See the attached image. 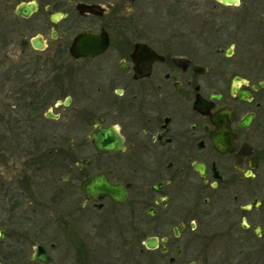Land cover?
I'll use <instances>...</instances> for the list:
<instances>
[{
	"label": "flooded vegetation",
	"instance_id": "obj_1",
	"mask_svg": "<svg viewBox=\"0 0 264 264\" xmlns=\"http://www.w3.org/2000/svg\"><path fill=\"white\" fill-rule=\"evenodd\" d=\"M153 2L0 0V264H264V0Z\"/></svg>",
	"mask_w": 264,
	"mask_h": 264
},
{
	"label": "rangeland",
	"instance_id": "obj_2",
	"mask_svg": "<svg viewBox=\"0 0 264 264\" xmlns=\"http://www.w3.org/2000/svg\"><path fill=\"white\" fill-rule=\"evenodd\" d=\"M2 1V0H1ZM106 2V1H105ZM127 3L130 2V0H126ZM15 5V4H14ZM161 4H154L153 0H136V3L134 4L135 9H137V12L139 13L140 19L139 22L142 25L141 27L144 28H148L149 25H151V23L154 22H162V21H169V18L165 16L164 12H165V8L167 7V5ZM219 8H222L223 6H217ZM216 7V8H217ZM242 7V6H241ZM228 9V8H226ZM165 17V18H164ZM221 20H225V17H222ZM187 22H191L190 20ZM196 22V21H194ZM34 33L33 31H27L23 34H19V33H13L12 36L15 37V39H21L22 37L24 38V40H28L29 36ZM73 36L72 33L68 34V32H66L62 37L61 40L65 39V40H69L71 37ZM2 41H0V49L2 52H0V59L2 60L4 58V53L6 52V50H11V53L14 52V43L11 44L10 46H4V44L2 43ZM19 52V50H18ZM17 52V54H18ZM2 53V54H1ZM48 52H44V54H46ZM13 64V63H12ZM14 65H19L17 62H14ZM7 66L8 63H2V68L5 70L0 69V71H6L7 70ZM4 75L0 74V78H3ZM18 164V162H17ZM47 177V176H45ZM52 182H47L44 184V189L45 192H51L52 191ZM48 219V220H46ZM44 224L46 225V228L48 227L47 231L45 232L47 237L52 238L51 236L54 235V231L56 230V228L54 227L55 223H54V219L50 216L47 215V217L45 216V218L43 219Z\"/></svg>",
	"mask_w": 264,
	"mask_h": 264
},
{
	"label": "water",
	"instance_id": "obj_3",
	"mask_svg": "<svg viewBox=\"0 0 264 264\" xmlns=\"http://www.w3.org/2000/svg\"><path fill=\"white\" fill-rule=\"evenodd\" d=\"M221 2L223 3H226V4H229V3H235L237 0H220ZM34 4L31 3V4H22L20 5V8L18 9V12L20 13H23V14H26L28 13V11H31L33 8H34ZM77 8L82 10V11H86V12H92V13H98V12H101V10L103 8H101L100 5L98 4H88V3H78L77 4ZM99 35L95 32H82L80 34H78L71 46H70V50L71 51V54L74 55V56H87V55H93L97 52H99L100 50H102L105 46L104 44L102 45H96L94 43V40L97 39ZM103 39V42L105 41V37H102ZM33 45L35 47H40L38 45V43L36 41H33ZM97 145H103L102 144V139H98L97 141H95ZM98 178H95L93 180H89V181H93V182H90L89 184L88 181H84L83 184H82V187L86 190V193L87 191H89V188L91 187V184H93L92 186H95L94 184H96L97 182L98 183H104V181H97ZM115 187L113 186H108V190H107V193L110 192L112 189H114ZM105 191V190H104ZM106 192V191H105ZM39 258L41 260H44L46 261L47 264H49V260H48V257L47 255L45 254V252H34L33 254V258Z\"/></svg>",
	"mask_w": 264,
	"mask_h": 264
}]
</instances>
